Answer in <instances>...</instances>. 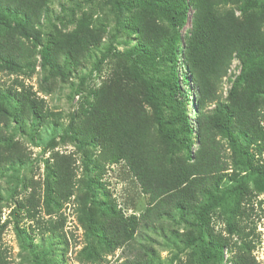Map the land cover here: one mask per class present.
Segmentation results:
<instances>
[{
	"label": "trees",
	"instance_id": "16d2710c",
	"mask_svg": "<svg viewBox=\"0 0 264 264\" xmlns=\"http://www.w3.org/2000/svg\"><path fill=\"white\" fill-rule=\"evenodd\" d=\"M135 9L145 15L123 23L121 17ZM114 10L117 24L138 42L124 53L110 42L93 62L97 70L108 54L120 60L110 77L91 92V100L83 103L69 132L60 136L83 155L84 190L76 189L69 163L56 155L52 165L46 162L44 206L49 214H57L62 203L74 197L88 240L82 254L87 262L105 261V255L125 249L132 255L121 264H153L152 255L137 249L136 243L148 231L162 230V218L178 214L189 227L181 242L183 250L190 251L180 264H223L225 251L230 264H258L246 241L252 231L247 234V225L239 222L249 219L242 208L248 180L255 190H264V0H115ZM46 11L45 0H0V70L24 69L28 41L41 45V68L65 77L97 44L98 32L86 21L69 33L42 39L38 26ZM190 12V27L185 30ZM234 60L240 71L222 99L219 87ZM43 87L50 90L47 78ZM185 96L194 97L192 120L179 99ZM210 105L213 108L206 110ZM47 119L43 102L29 90L0 89V175L11 172L12 178L25 164L4 135V126L13 123L14 129L23 131L28 120L30 136ZM223 140L232 156L225 155ZM121 162L147 197L139 216H125L101 181L107 166ZM227 170L233 173L229 180L238 181L222 187ZM238 171L245 177L234 173ZM26 204L18 212L23 210L36 223L41 236L50 231L47 244L34 245L29 236L34 229L15 222V234L31 263L66 264L63 250L52 245L53 239L65 245L57 235L60 218L37 219L40 206L34 191ZM216 209L227 214V236L212 225ZM2 230L0 225V234ZM170 234L178 238L175 232ZM233 235L240 244L232 241ZM0 264H9L1 241Z\"/></svg>",
	"mask_w": 264,
	"mask_h": 264
},
{
	"label": "rangeland",
	"instance_id": "374dc122",
	"mask_svg": "<svg viewBox=\"0 0 264 264\" xmlns=\"http://www.w3.org/2000/svg\"><path fill=\"white\" fill-rule=\"evenodd\" d=\"M45 4L46 16L41 19L38 26L42 39L50 36L52 38L58 33H69L77 27L80 21H86L90 29H95L98 32L99 37L96 38L97 44L91 47L81 58V64L75 69L71 68L70 73L66 72L65 77L49 74L48 68H41V45H34L28 41L24 42L25 46L28 47L24 69L19 73L0 70V89L18 92L22 88L29 90L32 97L43 102L48 117L47 124L40 126L34 135H30L31 137L27 133L28 120L22 126L23 131L14 129L13 123H7L4 126L6 128H3L4 135L14 143L13 150L16 152L18 149L25 164L12 178L9 177L11 172L0 175V225L3 226L0 241L9 264H32L27 251L20 246V241L15 234V222L18 223L19 227L27 229L31 226L34 229V232L29 231V236L33 239L34 245L47 244L50 231L47 230L46 236H41L36 223L28 219L23 210L18 212L20 205H27V200L34 191L40 206L37 219L45 221L49 218L53 220L60 218L61 220L57 235L61 237L63 242L65 241V245L58 244L54 239L52 245L58 250H63L61 253H63L66 264H121L127 258L130 259L132 255L125 249H118L112 254L105 255V261L87 262L82 254L88 240L79 219L80 214L74 197L71 196L68 201L62 203L60 214H54L55 211L49 214L50 210H47L43 204V190L46 183V162L49 166L52 165L56 155L60 156L62 161L66 160L69 163L75 177L72 182L76 189L84 190L80 181L85 178L82 167L83 155L77 151L75 145L68 138L61 141L60 136L67 131L69 132L68 127L72 121L78 120L77 116L83 103L91 100V92L98 88L102 81L110 77L120 60L116 55L108 54L97 70H93V62L105 53V47L110 42L116 51L124 53L136 45L137 37L128 34L123 27L117 24L120 20L116 18L115 0H45ZM144 15L140 9H135L124 14V18L121 17V20L123 23L131 22L134 18H140ZM190 16L191 12L184 24L185 30L190 27ZM183 33L184 31H182ZM179 57L182 58V55L179 54ZM90 71H93L92 75ZM239 71V63L234 60L219 87L222 99L227 95L231 81L239 74ZM44 78H47L50 85L49 91L43 87ZM81 78H83V82L80 84ZM179 83L183 85L182 80H179ZM179 99L183 101L188 119L192 120L196 116L194 97L186 98L185 96ZM212 108L213 105H210L206 107V110ZM168 113L165 111V117L169 116ZM49 141H53V143L49 144ZM222 146L225 155L232 156L225 140L222 141ZM226 173L228 174L223 178L222 187L238 181V179L229 180L230 177L233 178L232 170H227ZM234 173L241 178L245 177L242 171ZM101 181L105 185L109 199L123 210L125 216H139L143 213L147 205V197L142 194L138 183L124 163L107 166ZM22 185H26V188H22ZM247 187L248 191L244 197L242 208L247 210L249 219L246 221V219L241 218L239 225H247L245 230L247 234L249 230L252 231L246 241L250 242L252 255L257 263L264 264V190H255L251 180H248ZM37 194L40 195V198L37 197ZM221 212V210L216 209L214 216H212V225L216 232L222 236H227V214ZM16 213L17 216L15 217ZM161 224L162 230L148 231L145 239L141 243H136V248L147 251L150 256L152 255L153 264H180L184 262L190 251L183 250L181 239L189 227L178 219V214L175 217L172 215L169 218H162ZM171 231L175 232L178 238H174L170 234ZM239 240L238 236H232L233 242L240 244ZM227 252L224 253L225 261L223 264H230L231 256ZM101 254L104 255V250ZM174 257L179 259L172 262Z\"/></svg>",
	"mask_w": 264,
	"mask_h": 264
}]
</instances>
